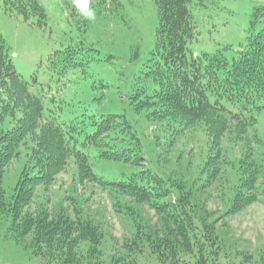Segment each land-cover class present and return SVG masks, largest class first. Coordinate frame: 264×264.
Masks as SVG:
<instances>
[{"label":"trees","instance_id":"trees-1","mask_svg":"<svg viewBox=\"0 0 264 264\" xmlns=\"http://www.w3.org/2000/svg\"><path fill=\"white\" fill-rule=\"evenodd\" d=\"M2 1L6 12L39 28L47 26L39 0ZM191 1L154 0L158 25L155 49L144 66L148 90L136 88L130 97L132 110L156 123L167 144L196 129L203 133L206 155L191 181L141 167L144 146L124 113L80 120L77 126L44 117L42 98L17 72L0 33V219L10 220L12 237L19 243L25 244L30 235L33 252L46 264H242L234 259L226 219L264 203V141L258 130L264 98V8L254 11L245 46L233 57L223 50L195 55L188 47L196 34ZM78 50L57 51L55 59L65 68L78 66L83 61ZM87 124L93 131L85 133L80 147L77 135ZM89 147L100 158L135 170L121 180L102 179L84 153ZM233 147L239 153L234 159ZM22 148L26 164L8 196L4 174ZM71 159L80 181L100 183L133 203L149 205L157 222L144 223L138 208L130 206L133 236L108 252L103 231L92 219L63 208L28 211L35 189L50 187ZM225 173L232 182L219 184L220 177L228 179ZM205 194L222 198L221 207L210 211ZM251 260L252 255L244 256V262ZM259 263L264 264L263 258Z\"/></svg>","mask_w":264,"mask_h":264},{"label":"rangeland","instance_id":"rangeland-1","mask_svg":"<svg viewBox=\"0 0 264 264\" xmlns=\"http://www.w3.org/2000/svg\"><path fill=\"white\" fill-rule=\"evenodd\" d=\"M39 2L48 17L43 28L6 12L0 0V33L10 47L17 72L31 84V91L42 98L44 117L52 115L67 126H77L80 120L124 113L134 124L144 146L146 162L141 167H153L173 180L191 181L206 155L203 133L196 129L167 144L165 133L158 130L157 124L148 123L130 104L136 88L146 87L144 66L156 46L158 15L154 0ZM256 8H264V0H192L190 11L196 34L188 44L190 51L200 55L223 50L228 57H233L245 46ZM69 47L79 49L77 55L83 61L78 66L65 68L64 63L55 59V53ZM147 80L153 87L151 79ZM261 105L258 130L264 141V98ZM86 126L77 135L80 147L85 133L93 131L89 124ZM232 150L230 155L234 159L239 153L235 147ZM84 153L89 156L94 173L102 179L121 180L135 170L122 161L100 158L94 147L84 149ZM26 160L22 148L21 155L6 169L2 186L8 196L14 192ZM219 180V184H229L232 175ZM207 197L210 211L221 207L222 198L215 194ZM130 206L138 208L144 223L157 222L155 210L149 205L133 203L100 183L80 181L77 166L71 159L50 187L35 189L27 209L37 212L45 208L54 213L63 208L72 216L76 213L92 219L100 225L110 252L133 236L132 220L127 215ZM226 222L234 259L242 264H260L261 258L264 260L263 201L228 217ZM24 239L26 245L15 240L10 220L0 219V264H46L33 252L31 236ZM246 255H252L251 262L243 261Z\"/></svg>","mask_w":264,"mask_h":264}]
</instances>
